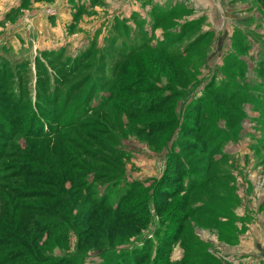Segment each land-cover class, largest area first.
Wrapping results in <instances>:
<instances>
[{
    "label": "rangeland",
    "instance_id": "rangeland-1",
    "mask_svg": "<svg viewBox=\"0 0 264 264\" xmlns=\"http://www.w3.org/2000/svg\"><path fill=\"white\" fill-rule=\"evenodd\" d=\"M163 1L0 0V264H264V0Z\"/></svg>",
    "mask_w": 264,
    "mask_h": 264
},
{
    "label": "trees",
    "instance_id": "trees-1",
    "mask_svg": "<svg viewBox=\"0 0 264 264\" xmlns=\"http://www.w3.org/2000/svg\"><path fill=\"white\" fill-rule=\"evenodd\" d=\"M187 162L185 159L183 165L185 168L184 171L187 170L186 173H189L186 176V178L188 182H190L196 180V178L191 177L190 174H192L193 172L196 173L197 171L195 170L194 167H193L194 170H192V167L190 165L187 166L188 164ZM32 167L33 165H30L29 163L25 162V163H19L17 167H13L15 168L14 171H9V172L0 171V200H3V204L6 206V212L7 213L12 212V218L18 211H27V210L35 209V207H32L33 205L32 203H28V202L23 203L19 200L21 199L25 200L26 198L32 200L34 198H38L40 194H43L42 191L44 192V190L40 189L38 185L36 186L37 188L34 189H32L30 187L31 185H29L30 179H32L33 177H40L41 175L40 172H38V170H35ZM46 192L47 193L50 192L49 189H47ZM12 218H10L9 220V218L6 216V218H4L3 221H2L3 218H0V231H2L5 234H11L13 232L12 231L13 226H9L10 222L12 221ZM20 239H22V237ZM15 254L19 256L22 254V252H17ZM48 258L49 257H47V259ZM60 263L61 264L66 263V259H62ZM36 264H56V263L47 261L45 259H38V262Z\"/></svg>",
    "mask_w": 264,
    "mask_h": 264
},
{
    "label": "crops",
    "instance_id": "crops-1",
    "mask_svg": "<svg viewBox=\"0 0 264 264\" xmlns=\"http://www.w3.org/2000/svg\"><path fill=\"white\" fill-rule=\"evenodd\" d=\"M195 1L196 0H174L172 2V0H168L166 2V0H164L162 2L163 3V8H164L163 13L165 15H171V16L173 15L172 17H174V18H176L178 15H180V13H185V12L186 13H192L196 9ZM166 3L168 5H165ZM198 7H199V5H198ZM262 239H264V238H262ZM258 240H259V236H258ZM249 251L250 250L242 251V252H245V254L240 253L243 256V258L249 260L248 262H245V263L241 262V264H248L251 261H253L256 257H258V256H256V254L259 252L258 248H255V250L250 251L251 253ZM261 252L264 253V251H261ZM250 256H253L252 260L250 259Z\"/></svg>",
    "mask_w": 264,
    "mask_h": 264
}]
</instances>
